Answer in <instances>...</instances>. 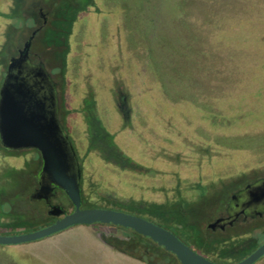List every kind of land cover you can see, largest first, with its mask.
<instances>
[{"label": "rangeland", "instance_id": "rangeland-1", "mask_svg": "<svg viewBox=\"0 0 264 264\" xmlns=\"http://www.w3.org/2000/svg\"><path fill=\"white\" fill-rule=\"evenodd\" d=\"M60 1L66 7L0 0V84L10 57L40 28L30 57L55 71L82 207L147 219L220 264L250 255L264 243V220L241 235L206 226L207 209L222 210L234 191L264 178V0ZM89 113L127 165L90 147ZM40 167L39 152L0 145V235L49 224L43 201L30 199ZM98 227L119 247L164 263L150 240Z\"/></svg>", "mask_w": 264, "mask_h": 264}, {"label": "water", "instance_id": "water-1", "mask_svg": "<svg viewBox=\"0 0 264 264\" xmlns=\"http://www.w3.org/2000/svg\"><path fill=\"white\" fill-rule=\"evenodd\" d=\"M41 16L42 10H38ZM44 18V17H43ZM46 19H43V25ZM40 28L33 30L18 50L10 57L0 84V145L7 151L36 150L42 166L36 175L39 189L30 199L44 201L47 215L58 218L42 229L18 234L0 235V246H15L34 242L77 225H112L129 229L148 238L176 257L180 264H220L195 252L169 230L142 217L105 209H82L81 164L72 142L58 117L56 84L42 63L30 59L32 40ZM56 190L61 191L73 206L66 215L50 201ZM229 217L218 219L206 227L223 229L241 214L252 217L264 214V179L247 185L231 197ZM264 256V243L250 255L231 264H254Z\"/></svg>", "mask_w": 264, "mask_h": 264}, {"label": "crops", "instance_id": "crops-1", "mask_svg": "<svg viewBox=\"0 0 264 264\" xmlns=\"http://www.w3.org/2000/svg\"><path fill=\"white\" fill-rule=\"evenodd\" d=\"M96 225H77L49 237L15 246H0L6 264H158L122 247L103 242ZM254 264H264V256Z\"/></svg>", "mask_w": 264, "mask_h": 264}, {"label": "trees", "instance_id": "trees-1", "mask_svg": "<svg viewBox=\"0 0 264 264\" xmlns=\"http://www.w3.org/2000/svg\"><path fill=\"white\" fill-rule=\"evenodd\" d=\"M57 1H59V3L58 2H55V6L57 7V8H64V7H66V3L65 2H63V3H61V1L60 0H57ZM67 1V0H66ZM78 2L80 3V4H82L81 6H83L86 2H87V0H78ZM68 4H69V2H68ZM40 32V31H39ZM38 32V33H39ZM37 36V35H36ZM35 36V37H36ZM34 37V38H35ZM33 41V40H32ZM32 45V44H31ZM31 49V48H30ZM30 59H31V57H30ZM33 63V62H32ZM55 71H53V72H51V73H49L50 75H53V73H54ZM54 81V80H53ZM55 84H56V82H55ZM87 127H88V133H89V144H90V147H93V148H97V149H99L103 154H104V156H105V159H107V160H111V161H113V162H115V163H117L118 165H120V166H124V165H127L128 163H127V160H125V159H123V157L121 156V154H119L116 150H115V148H114V146L112 145V141H111V136H110V134L105 130V128L101 125V123H100V121L92 114V113H89L88 114V116H87ZM81 198H82V191H81ZM129 214V213H128ZM207 214H209V215H212V213L211 212H209V209H207ZM211 217V216H210ZM96 226H111V227H115V228H118V229H121V230H123L124 231V233H125V237H127V240H129V239H131V237H137V238H144V239H147V240H149L148 238H145V237H142V236H140V235H138V234H136L135 232H133V231H131V230H129V229H124V228H121V227H117V226H112V225H102V224H95ZM164 228V227H163ZM166 229V228H165ZM166 230H168V229H166ZM130 231V232H129ZM170 231V230H169ZM128 232V234H126ZM170 232H172V231H170ZM252 232H254L253 230L251 231V229L250 230H245L244 232H242V233H244V234H246V233H252ZM256 232V231H255ZM174 234V233H173ZM260 234H262V233H259V232H257L256 234H254L253 236H252V238H251V241L252 242H254V241H256V239H257V236L258 235H260ZM175 235V234H174ZM177 236V235H176ZM99 237H100V239L103 241V242H105V243H107L108 245H110L111 247H113V248H115V246H114V242L113 241H115V239L116 238H114L113 236H111V235H107V234H105V233H99ZM112 243H114V244H112ZM186 244V243H185ZM118 246V245H117ZM242 248H244L243 246H242ZM125 248H123V250H124ZM163 249V248H162ZM164 250V249H163ZM124 251H126V250H124ZM165 251V250H164ZM128 253H131V254H134V255H136L135 253H133V251H127ZM148 253V252H147ZM156 255H158V253L156 254ZM159 256V255H158ZM144 261H148V260H150V259H148L145 255H142V256H140ZM161 261H163L164 263L163 264H180L179 262H178V260L176 259V257L174 256V255H172L171 253H168V252H166L165 251V253L164 254H161ZM172 257L174 258V260H175V262H174V260L172 259ZM245 258V257H244Z\"/></svg>", "mask_w": 264, "mask_h": 264}, {"label": "flooded vegetation", "instance_id": "flooded-vegetation-1", "mask_svg": "<svg viewBox=\"0 0 264 264\" xmlns=\"http://www.w3.org/2000/svg\"><path fill=\"white\" fill-rule=\"evenodd\" d=\"M38 16L42 19V21H43V19H46V17H45V15L43 14V11L41 12V16L39 15V12H38ZM44 17V18H43ZM5 72V71H4ZM58 99V98H57ZM58 113H59V107H58ZM66 133V132H65ZM67 134V133H66ZM69 137V136H68ZM36 151V150H35ZM36 152H38V151H36ZM41 166H42V160H41ZM40 169H41V167H40ZM39 169V170H40ZM39 172V171H38ZM37 175V174H36ZM261 179H264V178H259V179H257V180H255V181H253V182H251V183H248V184H246V185H244L243 187H241V188H239L238 190H236V191H234L230 196H229V198H228V200H227V202H226V204H225V206H224V208L222 209V210H218V211H216L215 210V212H213L212 213V215H211V222L210 223H214L216 220H218V219H225V218H228L229 217V214H228V207H229V202H230V199H231V197L232 196H234L235 194H237V193H239L241 190H243L247 185H251V184H253V183H255V182H257V181H259V180H261ZM35 180H36V178H35ZM36 184H37V188L32 192V193H34L35 191H37L38 189H39V183L36 181ZM60 195H63V193L61 192V191H59V190H56L55 192H54V196H53V198L51 199V201H50V203H51V205H58V206H60L64 211H65V214L66 215H68V214H70V213H72L73 212V206L71 205V208H70V210H67L66 208H64V207H62L61 206V204H60V200H59V196ZM42 201V200H41ZM43 204H44V206H45V210H46V214H47V211H48V207H47V205L45 204V202L43 201ZM81 208L82 209H85V208H83L82 207V204H81ZM48 216V215H47ZM48 218H49V224H47V225H50V224H52V223H54L56 220H58V218H55V217H51V216H48ZM264 220V214H262L261 216H256V217H252V216H250V215H243V214H241V215H239L238 217H237V219L235 220V221H233V223L231 224V225H225L224 226V228L221 230V229H216V230H211L212 232H214V233H217V232H219V233H222V234H224V233H226V232H228V233H230V234H233V235H241V233L242 232H244L245 230H250L251 228H253V227H255V226H257L258 225V223L259 222H262ZM210 223H208V224H210ZM207 224V225H208ZM46 225V226H47ZM45 227V226H44ZM210 230V229H209ZM159 251V250H158ZM148 252V251H147ZM150 252H148V254H149ZM151 255H154L155 257H158V255H156V254H153V253H150Z\"/></svg>", "mask_w": 264, "mask_h": 264}]
</instances>
